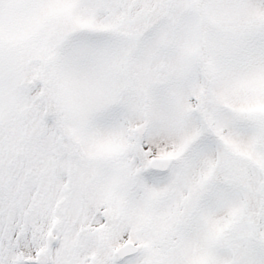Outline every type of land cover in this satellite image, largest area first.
<instances>
[{
    "label": "snow or ice",
    "instance_id": "snow-or-ice-1",
    "mask_svg": "<svg viewBox=\"0 0 264 264\" xmlns=\"http://www.w3.org/2000/svg\"><path fill=\"white\" fill-rule=\"evenodd\" d=\"M0 264H264V0H0Z\"/></svg>",
    "mask_w": 264,
    "mask_h": 264
}]
</instances>
